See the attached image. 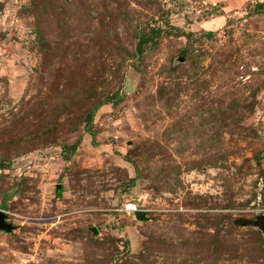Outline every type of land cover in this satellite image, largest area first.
<instances>
[{"label":"rangeland","instance_id":"1","mask_svg":"<svg viewBox=\"0 0 264 264\" xmlns=\"http://www.w3.org/2000/svg\"><path fill=\"white\" fill-rule=\"evenodd\" d=\"M261 4L0 0V264H264Z\"/></svg>","mask_w":264,"mask_h":264},{"label":"trees","instance_id":"2","mask_svg":"<svg viewBox=\"0 0 264 264\" xmlns=\"http://www.w3.org/2000/svg\"><path fill=\"white\" fill-rule=\"evenodd\" d=\"M261 7H264V4H261ZM38 34V40L40 43V49L42 51H46L47 48L45 47V40L43 38V36L41 35V33L37 32ZM146 40V39H145ZM142 42L139 39V42L137 44V54L141 55L143 54L144 50H145V44L147 42ZM89 82H92V84L90 85ZM84 81L81 88H80V92L82 94H84V99H83V103L82 106L79 107V121L80 123H82L84 125V131L89 134L92 137V144L95 146L96 145V132L94 130V120L96 117L97 112H99L101 110L102 107L106 106V105H117L119 101H121V95L119 93L116 94H106V87L105 85L101 84V83H95V78H92L90 81ZM97 85H102L101 87L97 86ZM89 86H91L90 88H88ZM63 88H66V86H62ZM66 89H64V92L61 91L60 93H65ZM68 102H71V99H68ZM68 104H64V113L67 114V116L65 117L64 121H66V119H68V117H70V110L68 111ZM70 112V113H69ZM53 118V117H52ZM52 118L50 119V121L47 123V130L48 133L54 132V130H52L51 128L53 126L57 125V122H52ZM81 140L74 145L71 146H65L63 151H62V157L65 160H69L70 156L72 155V153H74L77 148L78 145L80 144ZM7 164H9V162L7 160H3V162L0 163V170L6 168ZM4 208H6V206H4Z\"/></svg>","mask_w":264,"mask_h":264},{"label":"water","instance_id":"3","mask_svg":"<svg viewBox=\"0 0 264 264\" xmlns=\"http://www.w3.org/2000/svg\"><path fill=\"white\" fill-rule=\"evenodd\" d=\"M145 214L143 212H139L136 214V216L141 219L144 220L145 219ZM8 215L3 212L0 211V234L1 233H5V234H12L16 227L10 223H8Z\"/></svg>","mask_w":264,"mask_h":264},{"label":"built area","instance_id":"4","mask_svg":"<svg viewBox=\"0 0 264 264\" xmlns=\"http://www.w3.org/2000/svg\"><path fill=\"white\" fill-rule=\"evenodd\" d=\"M125 212L129 215H134L140 212L136 205L128 203L125 205Z\"/></svg>","mask_w":264,"mask_h":264}]
</instances>
